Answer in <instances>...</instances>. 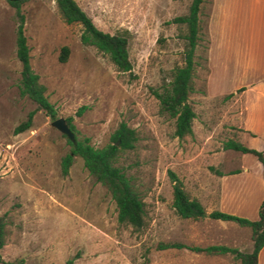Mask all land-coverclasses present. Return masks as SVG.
<instances>
[{
	"label": "rangeland",
	"instance_id": "374dc122",
	"mask_svg": "<svg viewBox=\"0 0 264 264\" xmlns=\"http://www.w3.org/2000/svg\"><path fill=\"white\" fill-rule=\"evenodd\" d=\"M101 29L128 30L130 71L118 70L109 56L81 42L80 23H66L55 0H28L22 5L30 62L57 110L56 118L72 115L78 136L100 147L111 140L120 121L136 129L135 146L120 152L118 163L145 203L142 227L121 224L108 189L89 173L80 156L69 170L61 158L70 149L68 136L18 87L15 9L0 0V213L7 235L0 249L4 259L19 264H240L230 252L213 254L189 247L158 248L160 241L205 246L227 243L252 248L251 230L231 220L203 216L180 217L172 207L171 169L190 196L201 195L206 211L213 208L217 184L209 166L233 170L222 181L223 211L253 214L264 197V179L257 157L223 148L239 138V127L224 117L232 112L229 89L245 69L246 56L237 48L234 0L220 2L222 48L213 57L208 84L209 18L213 0H203L194 52L193 89L189 94L196 115L193 133L174 135V118L161 112L154 93L183 63L186 24L173 18L188 11L191 0H76ZM68 45L66 60L59 59ZM254 76V69L249 68ZM209 90V92H208ZM84 106L81 112H77ZM230 109V110H229ZM33 111L30 127L15 126ZM257 147L261 135L239 138ZM195 197V196H194ZM245 216L250 219H257Z\"/></svg>",
	"mask_w": 264,
	"mask_h": 264
},
{
	"label": "trees",
	"instance_id": "16d2710c",
	"mask_svg": "<svg viewBox=\"0 0 264 264\" xmlns=\"http://www.w3.org/2000/svg\"><path fill=\"white\" fill-rule=\"evenodd\" d=\"M28 0H7L14 7L16 24V55L20 61V76L18 80L19 92L28 96L39 105L52 118H56L57 110L46 93V86L39 80V75L32 68L30 62V48L24 31L25 14L22 5ZM60 15L66 23H80L81 42L94 45L97 49L107 54L118 70L130 71L132 67L128 52V30L114 33L99 28L86 11L76 0H55ZM203 0H191L187 13L173 18L175 22L185 23L187 30L184 34L186 40L183 49V63L172 69L171 76L154 93L159 99L161 112L174 118V135L182 138L193 133L192 121L196 113L189 101V94L193 89V75L195 70L194 52L199 32V12ZM69 53L68 45H63L59 59L66 60ZM264 82V78H263ZM231 93L225 94L230 97ZM84 106H80L77 112H81ZM34 112H28L25 119L19 122L14 131L21 132L31 126ZM66 121L74 133V140L68 137L70 149L61 158V170L66 174L74 156L83 159L85 167L96 181L102 183L110 192L117 207V219L121 224L140 228L145 222V203L139 192L132 184L129 176L118 163L120 152L135 146L138 134L135 128L125 121H120L111 134V140L106 144L96 147L90 143L87 136H78L74 124L71 122L72 115L67 116ZM223 148H231L242 152L253 153L263 165L262 175L264 178V148L256 149L242 143L238 139L228 138L223 143ZM209 168L217 174L223 171L214 166ZM168 174L172 182V207L174 211L184 218L197 219L209 216L215 219L231 220L241 226H247L251 230L252 248L240 250L236 246L214 243L205 246L186 245L178 241H160L158 248L189 247L195 251L221 254L230 252L238 258L240 264H257V255L264 244V197L258 210V218L250 219L220 209H212L206 212L204 205L197 197L190 196L182 179L176 172L169 169ZM7 220L5 214L0 213V249L6 241ZM68 260V264L71 263ZM0 264H19L17 260L4 259L0 252Z\"/></svg>",
	"mask_w": 264,
	"mask_h": 264
},
{
	"label": "crops",
	"instance_id": "0c3cea01",
	"mask_svg": "<svg viewBox=\"0 0 264 264\" xmlns=\"http://www.w3.org/2000/svg\"><path fill=\"white\" fill-rule=\"evenodd\" d=\"M234 26L235 28H237L236 29L237 35L235 36V38L237 37L236 39L237 48L243 50L247 61H246L245 69L238 73L241 76L240 78L237 79L238 81L232 84V87H230L227 90L226 89L219 90V94H224V93L228 94L231 92L232 94L234 93L232 96V101L227 102L224 105V107H229L230 105L232 107L231 108L232 112L230 111L226 112L224 110V117H226L229 120H232V122L237 127H239V135H238L239 138L250 137V136H252V138H255L257 134H260L261 135L260 144L254 148L263 149L264 148V82H263L264 0H234ZM220 28H221L220 2L219 0H213V6L209 18V25H208V30H209L208 55H209V65H210L208 84H210V81L212 79L213 57L222 48L223 39L220 34ZM249 68L254 69V76L250 74ZM243 153H250V152H243ZM256 165L262 174L263 165L261 161L257 160ZM240 168L246 170L248 169V166L245 165L244 163L243 165L242 164L240 165ZM240 168L236 166L231 171L222 170L223 171L222 174H217V173L211 174L212 179L216 182L217 187L219 189L217 190L216 198L214 197V199H212L211 202V204L213 205L212 209L222 208V199H223L222 181L225 180V177L228 174L237 172L238 170H240ZM194 196L197 197L202 204H204V201L201 198L200 194L196 193ZM257 205L258 203L253 208L252 215H249L247 213H239V212L238 214L255 218V214H257L256 212L257 209L259 208V206ZM250 242L252 243V239H250ZM225 244L228 245L227 243ZM257 264H264V244L258 252Z\"/></svg>",
	"mask_w": 264,
	"mask_h": 264
},
{
	"label": "water",
	"instance_id": "95a60500",
	"mask_svg": "<svg viewBox=\"0 0 264 264\" xmlns=\"http://www.w3.org/2000/svg\"><path fill=\"white\" fill-rule=\"evenodd\" d=\"M52 124L64 132L70 139L74 140V133L64 117L55 118L52 120Z\"/></svg>",
	"mask_w": 264,
	"mask_h": 264
}]
</instances>
